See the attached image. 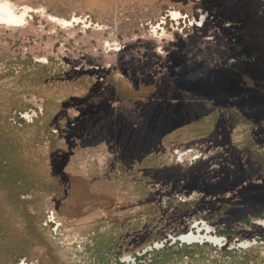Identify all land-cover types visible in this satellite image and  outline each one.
Wrapping results in <instances>:
<instances>
[{
	"label": "rangeland",
	"instance_id": "1",
	"mask_svg": "<svg viewBox=\"0 0 264 264\" xmlns=\"http://www.w3.org/2000/svg\"><path fill=\"white\" fill-rule=\"evenodd\" d=\"M10 1L0 264H264V0Z\"/></svg>",
	"mask_w": 264,
	"mask_h": 264
},
{
	"label": "flooded vegetation",
	"instance_id": "2",
	"mask_svg": "<svg viewBox=\"0 0 264 264\" xmlns=\"http://www.w3.org/2000/svg\"><path fill=\"white\" fill-rule=\"evenodd\" d=\"M256 1L258 4L259 1L258 0H256ZM252 4H254V3H252V1H247V2L239 4V5H241L242 7L245 6V8H246L245 11L248 12V10L249 11L251 10ZM247 7H249V8H247ZM31 11H32V9L28 6H23V8L21 10H18L10 0H0V26L3 28H8L10 30H15L16 28H18L24 24V21L26 19V15ZM41 11L43 12L42 9H41ZM172 15L174 17L177 16V12H173ZM256 16H258V15L256 14ZM49 19L52 22H54L55 24H58L62 27H67V26L73 25L74 22L78 21L77 17H72L71 19L70 18L64 19V18H61L58 16H52V15L49 16ZM203 226H205L207 229L209 228L206 223H204ZM188 235L192 236L191 237L192 241H197V239L203 240V238H204L200 233L196 234V233L190 232ZM212 240H219V239H217V238L213 239L212 238ZM21 263L25 264L24 262H21ZM16 264H19V263H16Z\"/></svg>",
	"mask_w": 264,
	"mask_h": 264
},
{
	"label": "trees",
	"instance_id": "3",
	"mask_svg": "<svg viewBox=\"0 0 264 264\" xmlns=\"http://www.w3.org/2000/svg\"><path fill=\"white\" fill-rule=\"evenodd\" d=\"M242 184H243L242 181H240V183L237 184L236 188H237V187H240ZM222 194H223V193H222ZM220 216L222 217V219H221L222 221H225V222L228 221V218H227L228 216H227L226 213H223V214H221ZM223 219H224V220H223ZM229 233H230V232H229Z\"/></svg>",
	"mask_w": 264,
	"mask_h": 264
},
{
	"label": "bare ground",
	"instance_id": "4",
	"mask_svg": "<svg viewBox=\"0 0 264 264\" xmlns=\"http://www.w3.org/2000/svg\"><path fill=\"white\" fill-rule=\"evenodd\" d=\"M191 235H184V236H182L181 238H182V241H192L191 240ZM244 244V243H243ZM245 245V244H244ZM20 264V263H19ZM22 264V263H21Z\"/></svg>",
	"mask_w": 264,
	"mask_h": 264
},
{
	"label": "water",
	"instance_id": "5",
	"mask_svg": "<svg viewBox=\"0 0 264 264\" xmlns=\"http://www.w3.org/2000/svg\"><path fill=\"white\" fill-rule=\"evenodd\" d=\"M258 224L264 225V219L263 220H259V222H257ZM188 235V234H187ZM182 237V236H181ZM182 239V238H181ZM190 242V241H189Z\"/></svg>",
	"mask_w": 264,
	"mask_h": 264
}]
</instances>
